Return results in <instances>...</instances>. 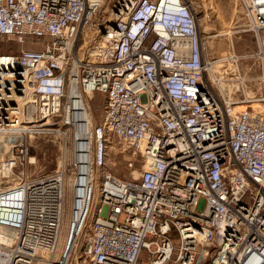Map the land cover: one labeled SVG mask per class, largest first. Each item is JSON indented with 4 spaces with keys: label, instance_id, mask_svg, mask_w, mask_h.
<instances>
[{
    "label": "built area",
    "instance_id": "obj_1",
    "mask_svg": "<svg viewBox=\"0 0 264 264\" xmlns=\"http://www.w3.org/2000/svg\"><path fill=\"white\" fill-rule=\"evenodd\" d=\"M0 36L40 46L0 54V125L72 132L64 238V169L21 175L0 188V264H264V110L206 80L189 1L0 0Z\"/></svg>",
    "mask_w": 264,
    "mask_h": 264
},
{
    "label": "rangeland",
    "instance_id": "obj_2",
    "mask_svg": "<svg viewBox=\"0 0 264 264\" xmlns=\"http://www.w3.org/2000/svg\"><path fill=\"white\" fill-rule=\"evenodd\" d=\"M187 1L196 12L197 27L203 42L205 60L208 62L206 80L209 82L214 76L222 77L224 80L236 77L238 81L232 79V84H227L228 81L221 84V87L225 86L223 94L230 92L233 98L243 101L244 104L251 103L253 108L264 110V54L261 53L264 52V44H261L255 32L248 28L246 3L249 0ZM254 1L258 2V0ZM254 1L253 3L256 4ZM263 8L264 6L258 7L257 10ZM261 34L264 35V31H259V36ZM39 47V45H29L28 42L20 44L12 38L0 36V54L18 52L21 48ZM102 100V95L96 93L90 102L95 121L101 118ZM44 122L45 119L35 123H22L23 127L0 125V188L11 185L21 175L34 176L37 173L63 170L60 168L63 164L65 207L60 235L63 239L71 207L72 132L67 128L59 127L57 121L53 120L47 121L48 125L31 126ZM22 149L23 153L20 152ZM125 156L113 151L109 169L118 178L130 180L134 175L125 165ZM8 160L15 162V166L9 171L2 166ZM98 181L96 187L99 185ZM174 244H178L176 240Z\"/></svg>",
    "mask_w": 264,
    "mask_h": 264
},
{
    "label": "bare ground",
    "instance_id": "obj_3",
    "mask_svg": "<svg viewBox=\"0 0 264 264\" xmlns=\"http://www.w3.org/2000/svg\"><path fill=\"white\" fill-rule=\"evenodd\" d=\"M254 0H252V2H253ZM254 2H256V1H254ZM253 5L256 7V9L258 8V7H263L264 6V0H258V2H256V4H254L253 3ZM259 12L260 13H262V14H264V8L263 9H260L259 10ZM262 57V56H261ZM235 58V57H234ZM236 60V59H235ZM227 70V69H226ZM216 79H222V80H220V84H222V83H224V81H228L227 82V84L228 83H231L232 84V79H237L236 77H233V78H229L230 80H224L223 81V78L222 77H217V76H214V79L213 80H216ZM236 81H238V80H236ZM238 83V82H237ZM222 89H225L224 87L225 86H223L222 85ZM228 89V88H227ZM93 95L94 94H90V98H92L93 97ZM227 98H229V100H238L237 98H233L232 96H231V93L229 92L228 94H226L225 95ZM233 98V99H232ZM245 102H246V100H245ZM49 122V121H48ZM42 125H48V123H47V121L46 122H44L43 124H33V125H31V126H42ZM21 127H23V126H21ZM25 128H28V126H25ZM35 128V127H34ZM20 129V128H19ZM32 129V128H31ZM24 130V129H23ZM28 131V130H27ZM30 131V130H29ZM64 165L62 164V166L60 165V168H62V169H64ZM133 173V175L134 176H136V171H133L132 172ZM73 232H74V230H73ZM73 232H72V236H73ZM69 234H70V225H69V227H68V229H67V235H66V241H67V239H68V237H69Z\"/></svg>",
    "mask_w": 264,
    "mask_h": 264
},
{
    "label": "water",
    "instance_id": "obj_4",
    "mask_svg": "<svg viewBox=\"0 0 264 264\" xmlns=\"http://www.w3.org/2000/svg\"><path fill=\"white\" fill-rule=\"evenodd\" d=\"M71 238V234H70V236H69V239Z\"/></svg>",
    "mask_w": 264,
    "mask_h": 264
}]
</instances>
